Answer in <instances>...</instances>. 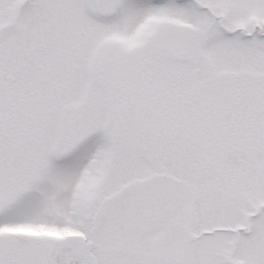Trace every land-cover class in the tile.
Wrapping results in <instances>:
<instances>
[{
	"label": "snow or ice",
	"instance_id": "6c2138e0",
	"mask_svg": "<svg viewBox=\"0 0 264 264\" xmlns=\"http://www.w3.org/2000/svg\"><path fill=\"white\" fill-rule=\"evenodd\" d=\"M0 264H264V0H0Z\"/></svg>",
	"mask_w": 264,
	"mask_h": 264
}]
</instances>
